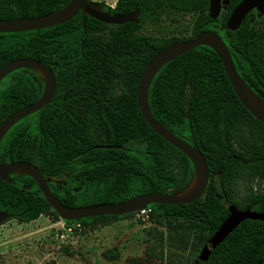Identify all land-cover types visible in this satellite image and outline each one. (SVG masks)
<instances>
[{"label": "trees", "instance_id": "1", "mask_svg": "<svg viewBox=\"0 0 264 264\" xmlns=\"http://www.w3.org/2000/svg\"><path fill=\"white\" fill-rule=\"evenodd\" d=\"M68 1L0 0V19L43 15ZM87 1L109 14L136 10L137 21L110 24L86 15L82 25L78 11L37 31L0 33V67L35 58L51 68L56 84L45 106L3 135L0 162L34 164L67 206L184 189L193 165L143 119L136 104L139 77L164 46L211 30L226 43L238 74L264 100V27L251 21V11L237 30L225 27L241 0H222L226 8L215 19L208 15L209 0H116L113 6ZM177 16H187V22ZM42 90L43 80L33 70L8 73L0 81V123ZM148 105L162 125L203 153L208 170L196 200L146 206L151 225L145 233L160 247L156 256L166 264H264V221L251 219L198 261L199 251L228 216L229 204L264 211V123L239 101L218 55L199 45L168 61L149 85ZM0 209L7 210L6 220L28 222L48 214L59 219L25 174L0 178ZM133 213L63 222L83 233Z\"/></svg>", "mask_w": 264, "mask_h": 264}, {"label": "water", "instance_id": "2", "mask_svg": "<svg viewBox=\"0 0 264 264\" xmlns=\"http://www.w3.org/2000/svg\"><path fill=\"white\" fill-rule=\"evenodd\" d=\"M225 8L226 6L222 0H209V18L215 19ZM252 10H256L258 14L264 13V0H241L230 12L225 22V27L231 31L237 30L244 17ZM78 11L82 12V25H84L86 15L110 24L137 21L136 10L130 13L109 14L92 7L87 0H69L61 8L43 15L0 19V33L37 31L63 23L72 18ZM199 45L210 47L218 55L225 74L239 101L252 116L264 123V100L255 94L238 74L226 43L217 33L211 30H204L190 39L170 43L158 50L148 61L139 77L136 90V104L143 119L150 128L169 144L183 152L191 161L193 175L184 189L171 193L147 192L118 202L67 206L61 203L52 193L48 186L50 178H45L42 172L30 162L21 160L0 162V178L9 181L10 174H25L30 176L35 181L47 204L56 212L61 220H79L85 217L100 215H122L135 212L152 203L184 204L199 198L208 181V170L203 153L162 125L153 116L148 105V88L156 72L168 61ZM19 68H26L36 72L43 80V90L36 100L13 112L0 123V140L17 121L45 106L51 100L55 91V77L51 68L40 60L31 57L17 58L2 65L0 67V81L8 73ZM115 147L121 148V146ZM227 209L229 211L228 216L221 222L199 251V262L206 260L214 248L243 220L264 221V211L254 209L242 210L232 204H229ZM7 218H9L7 210L0 209V223L4 222Z\"/></svg>", "mask_w": 264, "mask_h": 264}, {"label": "rangeland", "instance_id": "3", "mask_svg": "<svg viewBox=\"0 0 264 264\" xmlns=\"http://www.w3.org/2000/svg\"><path fill=\"white\" fill-rule=\"evenodd\" d=\"M91 1L113 6L116 0ZM249 16L264 27V13L252 10ZM177 17L187 22V16ZM150 225L135 212L83 233L49 214L28 222L9 219L0 223V264H166L156 256L158 243L145 233Z\"/></svg>", "mask_w": 264, "mask_h": 264}, {"label": "built area", "instance_id": "4", "mask_svg": "<svg viewBox=\"0 0 264 264\" xmlns=\"http://www.w3.org/2000/svg\"><path fill=\"white\" fill-rule=\"evenodd\" d=\"M150 209L147 207H144L142 209H139L137 211H135V214L137 215V217L142 218V219H147V215L149 213Z\"/></svg>", "mask_w": 264, "mask_h": 264}]
</instances>
